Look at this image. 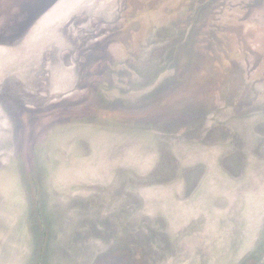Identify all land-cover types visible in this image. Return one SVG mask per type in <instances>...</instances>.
<instances>
[{
    "label": "rangeland",
    "instance_id": "1",
    "mask_svg": "<svg viewBox=\"0 0 264 264\" xmlns=\"http://www.w3.org/2000/svg\"><path fill=\"white\" fill-rule=\"evenodd\" d=\"M0 264H264V0H0Z\"/></svg>",
    "mask_w": 264,
    "mask_h": 264
}]
</instances>
